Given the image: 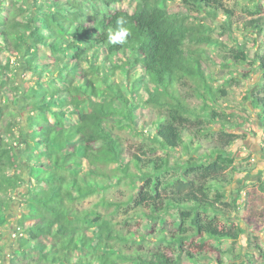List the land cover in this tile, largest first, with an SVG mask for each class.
<instances>
[{
    "label": "trees",
    "instance_id": "trees-1",
    "mask_svg": "<svg viewBox=\"0 0 264 264\" xmlns=\"http://www.w3.org/2000/svg\"><path fill=\"white\" fill-rule=\"evenodd\" d=\"M121 1L0 0V226L16 197L23 207L9 264H264V242L243 250V227L220 206L236 175L254 171L229 150L240 139L229 126L248 119L223 105L252 72L259 81L243 111L254 109L264 126V47L233 35L264 34L263 6L238 16L223 0H180V12L166 0H136L132 11ZM120 27L125 43H110ZM145 112L142 142L117 131L137 128ZM123 179L137 188L128 206L150 233L81 206ZM250 185L264 194L261 177ZM4 248L0 229V264Z\"/></svg>",
    "mask_w": 264,
    "mask_h": 264
},
{
    "label": "rangeland",
    "instance_id": "rangeland-1",
    "mask_svg": "<svg viewBox=\"0 0 264 264\" xmlns=\"http://www.w3.org/2000/svg\"><path fill=\"white\" fill-rule=\"evenodd\" d=\"M254 1L261 4L264 9V0H223L227 6L234 7L238 16L243 15L241 13L245 12V7L251 5ZM135 4L136 0H122L118 3L117 8L132 11ZM164 4L167 9L172 12H180L184 10L181 6L180 0H166ZM201 20L206 21L215 28L212 32L215 37L229 43L232 48H236L237 45L229 40L227 34L220 33L217 21H213L211 18H206L205 16H201ZM244 34L250 38L247 45H252L253 36L257 39V48H260V46L264 47L261 45L264 40V34L245 33L239 30V28L233 31L235 37L234 41H237V44L242 43ZM207 49L210 51L211 56H214V53L218 50L216 44L207 45ZM211 67L214 66L211 65ZM250 67V65H244L240 67L239 70L247 72ZM23 69L24 67L18 69L17 78L19 81L21 80L20 74H22ZM215 69L217 70L216 66ZM258 78L259 74L252 72L251 78L247 82H243L239 86L233 88L229 98L223 101L224 107L230 108L227 110L228 112L234 111L242 115L243 118L245 117L248 119V122L241 127L235 126L236 128H233L229 126L231 132L240 136V139L235 141L230 146L229 150L239 164L247 166L253 165L254 171L251 173L237 174L235 182L226 188L228 191V198L220 204L222 208L226 209V211L223 212L224 220L231 223H239L243 227L245 232L240 238L243 250H245L247 243L249 244V242H264V194L259 190L255 192L254 188L250 185L251 182L255 181L258 177L264 179V126H261L258 121L254 109L248 108L249 110L243 111L247 104L243 95L246 90L253 89V85L259 81ZM12 103L16 112L21 114L23 119H25L28 111L23 99L14 97ZM151 119V116L145 112V116H140L137 124L134 125L137 126V128L126 124L122 129H118L117 131L128 139L140 143L143 139L147 138L140 133V129L143 124L151 122ZM239 121L242 122L243 119H239ZM23 123L24 122H22V124ZM158 153H164V151L159 150ZM169 154V161L175 168L179 153L176 150H171ZM23 163L25 162L23 161ZM26 174L27 170L25 168L23 175ZM136 194L137 188L133 186L129 180L123 179L119 182L111 183L103 190H99L97 194L85 199L81 206L83 208H96L108 214V218L115 222L117 227H121L118 222L127 220L128 223H130L127 228H131L134 232L141 234L150 233L151 227L145 225V219L140 215L136 217L133 214V210L128 206L130 198ZM232 199L236 201L237 207L233 206ZM110 202L120 203V207L115 209L113 205L109 204ZM22 212L23 207L20 198L16 197L11 205L10 211L0 226V229L3 232V240L5 242V252L1 261L2 264H9V254H11L13 249L17 247L19 237L18 220L21 218ZM168 221H170V219ZM244 261L243 257L238 260L239 264H246Z\"/></svg>",
    "mask_w": 264,
    "mask_h": 264
},
{
    "label": "clouds",
    "instance_id": "clouds-1",
    "mask_svg": "<svg viewBox=\"0 0 264 264\" xmlns=\"http://www.w3.org/2000/svg\"><path fill=\"white\" fill-rule=\"evenodd\" d=\"M129 32L127 28L120 27L114 34L109 35V42L112 44H123L128 37Z\"/></svg>",
    "mask_w": 264,
    "mask_h": 264
}]
</instances>
